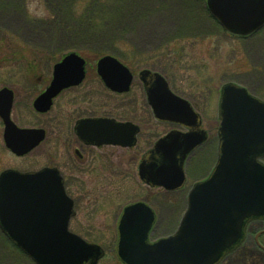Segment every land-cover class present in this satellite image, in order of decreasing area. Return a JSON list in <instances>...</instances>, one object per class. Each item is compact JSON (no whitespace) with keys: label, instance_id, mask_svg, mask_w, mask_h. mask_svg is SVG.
Here are the masks:
<instances>
[{"label":"rangeland","instance_id":"374dc122","mask_svg":"<svg viewBox=\"0 0 264 264\" xmlns=\"http://www.w3.org/2000/svg\"><path fill=\"white\" fill-rule=\"evenodd\" d=\"M59 12L66 23L63 28L54 22ZM71 14L75 22L69 20ZM0 41L8 48L3 52L9 55L0 59V88L16 90L13 117L21 127H43L50 119L56 124L62 116L73 125L82 113L99 110L101 115L130 113V118L151 124L145 128L155 132L156 125L146 118L142 103L145 94L137 76L131 95L116 98L106 93L92 74L88 84L76 90V97L86 98L81 106L73 100L76 91H72L60 97L50 113L36 114L32 102L44 89L42 81L50 77L55 63L73 51L93 65L100 56L116 55L136 75L144 69L163 71L178 93L199 105L207 127L215 135L220 126V90L226 82H239L264 100V29L250 39H236L212 17L206 0H0ZM15 49L36 59L39 67L32 72L36 73L34 78L26 71L27 61L11 56ZM1 53L0 49V57ZM62 132L63 127L28 156L16 158L4 146L0 129V170L59 166L69 144ZM212 145L191 157L186 188L177 192L148 188L139 179L138 164L150 146L145 141L132 150H94L101 166L88 171L85 178H79L83 174L76 166L68 168L72 173L75 169L78 186L82 180L91 182L83 187L85 198L77 204L79 212L71 231L104 247L106 256L100 264H121L116 254L119 216L126 204L152 195V205L160 216L153 240L173 234L186 211L193 184L206 178L216 163L217 142ZM65 158L69 160V155ZM110 164L115 168L114 184L107 173L100 175L103 165L112 172ZM0 264L35 263L0 231Z\"/></svg>","mask_w":264,"mask_h":264},{"label":"water","instance_id":"95a60500","mask_svg":"<svg viewBox=\"0 0 264 264\" xmlns=\"http://www.w3.org/2000/svg\"><path fill=\"white\" fill-rule=\"evenodd\" d=\"M221 26L249 35L264 26V0H207ZM97 72L114 92H129L133 74L118 58L103 56ZM51 85L34 101L39 112L50 110L63 89L80 85L86 61L73 52L54 65ZM148 101L157 119L199 127L190 103L175 95L157 72L143 71ZM14 92L0 90V117L7 146L24 155L45 139L43 129H19L11 119ZM219 158L212 174L194 185L177 231L150 242L154 210L145 202L126 206L118 224L117 254L125 264H217L243 241L248 223L264 219V101L245 87L223 86L220 100ZM77 134L88 144L133 147L138 126L109 118L83 119ZM206 139V132L172 131L159 139L140 164L147 184L177 190L185 183L188 155ZM76 212L57 168L0 175V228L36 264H98L104 249L70 231Z\"/></svg>","mask_w":264,"mask_h":264},{"label":"flooded vegetation","instance_id":"af4514ba","mask_svg":"<svg viewBox=\"0 0 264 264\" xmlns=\"http://www.w3.org/2000/svg\"><path fill=\"white\" fill-rule=\"evenodd\" d=\"M254 36L255 35H251L249 37H238V38L245 40V39H250V38H252ZM96 64H97V62H96ZM96 64L93 65L92 62H90L89 60L86 59V77H85L84 81L80 85L72 86V87L63 89L55 98H53V103H52V106H51L50 110H48L47 112L42 113V112H39L38 110H36V108L34 107V101L43 92H45L46 89L51 85V83L53 81V69H52L50 77L49 78L47 77L46 79H44L42 81V83L43 82L45 83V84H43L44 85V89H42L38 93V95L33 98L32 110L38 115H46V114L50 113L55 108V106L57 104V101L60 99V97H62L64 94H69L72 91L75 92L80 87H84L85 85H87L88 84V80L91 78L90 76L92 74H94L93 77L97 78L99 83L103 86L102 88H103V90L106 93L112 94L116 98H125V97L131 95L132 90H133V86H134V82H135V79H136V76H137L139 81L142 84V88H143V91H144V94H145V97H143L144 101L142 103L145 106V111H147V113H149V117H148V114L146 113V116H147L146 118L149 119V121L153 122V124L156 125V130H155V132H153V131H151L153 129H151V130L150 129H146L145 127H152V125L151 124H143L142 122H138V120L135 121L136 117L135 118H132V117L130 118V116H131L130 113L127 116L113 115L111 113H109V114L105 113L104 115H101L99 110H98V113H95V112L94 113H90V114L82 113L83 115L78 117L75 120L73 125L68 122L67 117L62 116L60 121H59V123L57 121L56 124H54L53 121L50 119L49 121L46 120L47 122L44 123L43 127H30V128H42L45 131V139L40 145H38L39 147L42 144H44V142L46 140L50 139L49 137L51 135L54 136L53 133L58 131V129H59V131H62V127H63V132L62 133L64 134L65 137H67V139L69 141L68 142L69 144L67 145V154L62 156V158H60V160H61V162L63 164H61V162L59 163V166L58 165H54V164H49L48 167H56V168H58L60 170L61 175L63 176L64 184H65V187H66V190H67L68 194H70L75 199L76 204H78L80 201H82V198H85V196L83 195V187L85 185L91 184V182L82 180L81 181L82 185L78 186V182H77L78 180H75L76 176H74L75 175V169H74V171L72 173L71 170L68 169V168H70V167L72 168L73 166H76V168H78L81 171L80 173L83 174L79 178H81V179L85 178L87 176V173H89L88 171H92V169H97V168H99V166H101V164H99V166H98V162H96V159H97L96 157H98L97 156L98 154H96L94 152V150L100 151V150H103L104 148H111V147H121V148L132 150V149H136L141 142L145 141L146 144L150 145L148 150H147V151H149V149H151L154 146L155 142L159 138L164 137L166 134H168L172 130L187 132V131H191L192 129L193 130L203 129V130L206 131V136H207L206 141L202 145L197 147L190 154V156L187 159L186 165H185L186 177H187L186 182H187L188 179H189V177H188V166H189V161H190L191 157L194 154H196L198 151L205 150L208 147L213 146L212 144L215 145L216 142H217V149H218V144H219L218 130H217V134L215 135V134L212 133L211 129L209 127H207L208 123H206L203 115L201 114L200 110L198 109L199 105H197L189 97H184L183 95L178 93L176 91V89L172 86V84L170 83L169 78L165 75V73H163V71L160 70V74L167 80L170 89L176 95L188 100L191 103L193 109L196 112L199 113V115H200L199 116V118H200L199 120H200L201 123L199 124V127L191 129V128L184 127L181 124L174 123V122L158 120L155 117V114H154V112L152 110V107H151V105H150V103L148 101V94H147V90H146V85L144 84L143 80L140 78V75H141L140 73L143 70H141L136 75L133 72V70L131 69L134 77H133V81H132L131 88H130L129 92L117 93V92L112 91L111 89H109L106 86V84L104 83V81L102 80V78L99 76V74L97 72ZM26 71H27L28 74L30 73L33 78L36 76L35 75L36 74L35 71H34V74L32 73L33 69H28ZM151 71L152 72H156V70H151ZM2 87H9L10 89H12L14 91V103H13V108H12V112H11V118H12V121L17 126H19V124L16 122V120L13 117V112H14L15 100H16L17 92H16V90H14L10 86H2ZM102 88H101V90H102ZM104 91H103V93H104ZM77 95H79L78 91H76V94L72 95V96H75V98L73 100H77L76 104L80 105V104H82L85 101L86 98H82L80 96L76 97ZM136 114H137V112H136ZM96 118H109V119H114V120H116L118 122H121V123L131 122V123L137 125L138 128H139V131H138V133L136 135V144L133 147H123V146H117V145H114V144L95 145V144H88L87 142H85L82 139H80V137L78 136L77 131H76L78 122L83 120V119H96ZM124 118H127V119H124ZM218 119H219V117H218ZM0 122H1L0 123L1 135H2V138H3L4 146L6 147L5 138H4V133H5L6 126H5V123L2 120V118H0ZM205 123H206V125H205ZM60 125L62 127H60ZM143 125H147V126H143ZM19 127H21V126H19ZM22 128H27V127H22ZM153 128H155V127H153ZM61 135L62 134H60L59 137H57V138H60ZM57 136H58V133H57ZM152 140L153 141L155 140V141L153 142ZM38 146L36 147V149L39 148ZM6 149L8 150V152H10V154L15 156L16 158H24V157L28 156L30 153H32L35 148L33 149V151H31L28 154L23 155V156L15 155L7 147H6ZM217 149L215 151H217ZM147 151H145L142 154V156ZM89 152H91L93 154H87ZM68 155H69V160H67V158H65ZM0 158H1V156H0ZM64 162H65V165H64ZM108 167H109L110 170H112V172L108 171L107 166L103 165L100 175L105 176L106 173H107L108 174L107 179L109 180L110 183H113L112 181H114L115 178H116V176H114L115 168H113L111 166V164ZM9 169H14V168H9ZM32 170L33 169L24 170V171H32ZM2 171L3 170H0V173ZM139 171H140V169H139V164H138V176H139ZM71 173H72V175H71ZM139 179L141 180L140 176H139ZM141 182L143 183L144 186H147L148 188L160 189V188H157V187H150L145 182H143V180H141ZM86 183H88V184H86ZM91 187L96 188V186H92V185H91ZM91 187H90V189H92ZM96 189H98V188H96ZM96 189H94L93 192H96L95 191ZM151 197H152V195L150 197H148L149 199L148 198H143L142 200L133 201V202H140V201L141 202H145V203L151 205L152 208L154 209V212L156 214V220H155V224H154V226L152 228L151 236H150L151 240L153 241V239H154L153 237H155V232H156V230L158 229V227L160 225V218H159L160 216H159V213L156 211V209L152 205V202L155 199L152 198V200H151ZM133 202H130V203H133ZM77 212H79V211L77 210ZM118 221H119V219H118ZM117 229H118V224H117ZM156 239H159V238H156ZM121 264H123V263H121ZM218 264H264V219H257V220H253L252 222H250L248 227H247V230H246V237H245L244 241L242 242V244L236 250H234L232 253L226 255Z\"/></svg>","mask_w":264,"mask_h":264},{"label":"trees","instance_id":"16d2710c","mask_svg":"<svg viewBox=\"0 0 264 264\" xmlns=\"http://www.w3.org/2000/svg\"><path fill=\"white\" fill-rule=\"evenodd\" d=\"M66 2V1H65ZM57 3V1L56 2H52V4L54 5V4H56ZM58 19L56 20V21H54V22H58L59 23V25L63 28V26L66 24V23H64V22H62V20H61V14H60V12L58 13ZM72 19H74V16L71 14L70 15V17H69V20H72ZM72 21H74L75 22V20H72ZM77 24H78V21L76 22ZM66 26V25H65ZM73 37V36H72ZM3 42H5L6 40L4 39V40H2ZM3 42H1L0 41V49L2 50V55H1V57H0V59H3V57L5 58V57H7V56H9L8 54H5L3 51H5V50H8V48H4V43ZM22 51V50H21ZM20 51V52H21ZM18 53V54H17ZM3 56V57H2ZM12 57H13V59L14 58H16V59H22V60H25V61H27V65H26V68L27 69H36L37 67H39L38 65V63L36 62V59H34V58H28V56L25 54V53H20L19 54V52H17L16 51V49L13 51V54L11 55ZM26 58V59H25ZM91 62V61H90Z\"/></svg>","mask_w":264,"mask_h":264}]
</instances>
